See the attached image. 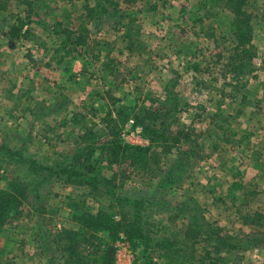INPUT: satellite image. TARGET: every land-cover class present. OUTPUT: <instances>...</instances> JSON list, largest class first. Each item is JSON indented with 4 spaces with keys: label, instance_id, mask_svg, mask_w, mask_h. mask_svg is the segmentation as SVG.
Instances as JSON below:
<instances>
[{
    "label": "rangeland",
    "instance_id": "rangeland-1",
    "mask_svg": "<svg viewBox=\"0 0 264 264\" xmlns=\"http://www.w3.org/2000/svg\"><path fill=\"white\" fill-rule=\"evenodd\" d=\"M39 2L30 24L21 0H0V189L9 178L27 187L0 232V261L69 264L61 228L76 229L75 210L112 203L113 214H138L155 240L193 225L234 246L216 254L211 236L215 264H264V0L243 3L251 30L242 47L223 0H114L117 10L105 0ZM54 20L84 34L86 51L59 49ZM11 24L33 33L11 36ZM109 110L131 114L121 142L150 145L144 169L113 173L99 142L88 153L92 135L109 132ZM134 116L168 124L164 152ZM117 246L116 264H134L138 250Z\"/></svg>",
    "mask_w": 264,
    "mask_h": 264
},
{
    "label": "trees",
    "instance_id": "trees-1",
    "mask_svg": "<svg viewBox=\"0 0 264 264\" xmlns=\"http://www.w3.org/2000/svg\"><path fill=\"white\" fill-rule=\"evenodd\" d=\"M25 6L27 16L30 17V24L33 21V15H38L42 9L40 0H21ZM43 1V0H42ZM52 2H61L69 0H51ZM113 5L117 10L114 0H105ZM230 12L234 15L232 20V30L237 41V47L250 40V30L248 15L242 10L245 0H223ZM100 2H98L99 4ZM102 4V3H101ZM105 4V3H104ZM4 7L0 6V9ZM107 12V9L103 8ZM22 25V24H21ZM21 27L11 24V36L26 37L32 32L31 28L26 29L21 34ZM53 33L58 37L59 49L68 46L69 50L83 49L86 51V36L77 28H71L62 25L61 22L54 20L51 26ZM85 46V48H84ZM232 69V68H231ZM228 71L233 73L234 71ZM118 118L112 116L109 110L105 115V123L108 134L101 136L93 134L92 139L95 141L88 153H94V145L99 142V152L105 168L115 173L116 169L130 168L132 170L144 169L150 162L149 151L147 147L123 143L119 137V126L126 123L131 116L124 110L117 111ZM134 124H139L143 135L149 139L151 145L160 148L164 152V147H168V140L173 136L168 128V124H145L137 116L133 117ZM87 131L78 139L87 141ZM167 145V146H165ZM79 153V152H78ZM83 155V154H82ZM79 153L75 159L82 158ZM99 160V157L98 159ZM88 170V169H87ZM115 175V174H114ZM89 181L86 183L96 187L97 176H88ZM107 180V179H106ZM103 178V181L108 182ZM26 185L18 179L9 178L7 188L0 189V232L4 226L9 224L19 215L20 207L26 198ZM135 204L140 205V202ZM113 204L110 203L95 213L75 210L72 218L75 221L76 229L61 228L59 239L62 241L61 251L69 264H116V252L118 249L117 242H128L135 253L134 264H215L220 256H213L212 250L207 247L211 244V236L216 239L213 245L215 253H219L222 248L228 247L233 249L234 246L228 241L217 235L208 234L201 238L194 230V226H187L181 233H162L156 240L151 237L152 232L142 223L138 214H131L129 211L121 215L111 213ZM208 261V262H207ZM0 264H9L1 262Z\"/></svg>",
    "mask_w": 264,
    "mask_h": 264
}]
</instances>
